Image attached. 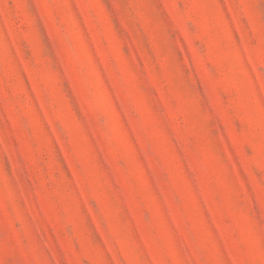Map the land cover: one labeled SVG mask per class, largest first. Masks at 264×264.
Here are the masks:
<instances>
[{"label": "rangeland", "instance_id": "obj_1", "mask_svg": "<svg viewBox=\"0 0 264 264\" xmlns=\"http://www.w3.org/2000/svg\"><path fill=\"white\" fill-rule=\"evenodd\" d=\"M0 264H264V0H0Z\"/></svg>", "mask_w": 264, "mask_h": 264}]
</instances>
